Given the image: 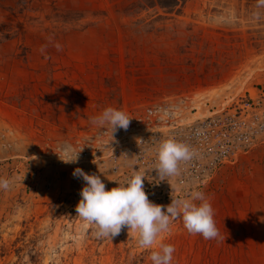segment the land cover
<instances>
[{"label":"rangeland","instance_id":"rangeland-1","mask_svg":"<svg viewBox=\"0 0 264 264\" xmlns=\"http://www.w3.org/2000/svg\"><path fill=\"white\" fill-rule=\"evenodd\" d=\"M170 1L0 0V177L13 181L0 189V264H152L161 242L172 264H264V4ZM106 107L132 117L115 139L90 121ZM212 117L238 119L237 156L196 155L159 181L158 143L188 145ZM65 146L81 150L75 163L59 158ZM76 167L109 189L139 171L162 205L201 191L220 237L182 218L152 248L136 229L98 236L76 214Z\"/></svg>","mask_w":264,"mask_h":264},{"label":"clouds","instance_id":"clouds-1","mask_svg":"<svg viewBox=\"0 0 264 264\" xmlns=\"http://www.w3.org/2000/svg\"><path fill=\"white\" fill-rule=\"evenodd\" d=\"M260 2L264 4V0ZM131 118L121 109L106 107L98 115L90 117V121L97 127L110 130L115 139L114 133L119 129L127 130ZM80 152L65 146L63 154L57 153L64 163H75ZM155 153L151 170L156 171L159 181L179 174L181 163L194 155L189 145L171 138L161 140ZM129 167L134 165L129 164ZM73 176L85 182L76 214L94 223L98 236L113 238L127 227L128 230H138L141 247L152 248L159 235L170 230L172 221L182 218L189 234H200L206 240L220 237L214 209L201 191H193L186 198L172 197L169 204L162 205L149 199L144 189L145 175L139 171H133L127 179L118 181L117 186L110 189L100 175L89 174L80 167L73 170ZM12 183L10 178L0 177V189L8 190ZM174 252L172 244L159 243L158 250L153 249L150 253L152 264H172Z\"/></svg>","mask_w":264,"mask_h":264},{"label":"built area","instance_id":"built-area-1","mask_svg":"<svg viewBox=\"0 0 264 264\" xmlns=\"http://www.w3.org/2000/svg\"><path fill=\"white\" fill-rule=\"evenodd\" d=\"M153 112V110H150ZM239 121L235 117L225 122L220 118L212 117L202 122L186 136L187 142L194 155H200L202 160H207L213 165L227 160L232 154L237 156L239 152L238 140L247 135H239L237 128ZM264 128V122L262 127ZM248 138V137H247Z\"/></svg>","mask_w":264,"mask_h":264},{"label":"trees","instance_id":"trees-1","mask_svg":"<svg viewBox=\"0 0 264 264\" xmlns=\"http://www.w3.org/2000/svg\"><path fill=\"white\" fill-rule=\"evenodd\" d=\"M176 4H177V0L176 1L172 0V1L167 2V3L166 2L163 3V5L166 6V7L169 6V5H176Z\"/></svg>","mask_w":264,"mask_h":264}]
</instances>
